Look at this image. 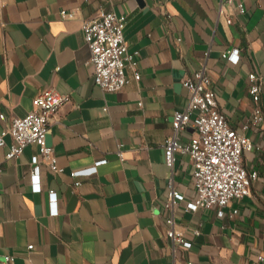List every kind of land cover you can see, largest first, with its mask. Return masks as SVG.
Instances as JSON below:
<instances>
[{
    "label": "crops",
    "instance_id": "0c3cea01",
    "mask_svg": "<svg viewBox=\"0 0 264 264\" xmlns=\"http://www.w3.org/2000/svg\"><path fill=\"white\" fill-rule=\"evenodd\" d=\"M241 1L244 14L226 0H0V130L45 90L68 97L46 137L63 171L42 164L40 192L30 163L38 147L8 161L9 136L0 148V257L13 256V264H264V123L241 130L253 105L250 73L261 85L264 116V0ZM101 12L126 16L128 52H139L140 78L126 65L128 82L115 92L93 83L81 30L82 20ZM232 48L236 64L222 58ZM201 69L219 111L253 145L243 166L258 173L250 195L230 202L223 217L186 209L195 196L191 159L175 153L168 166L164 156L173 114L188 101L182 80ZM194 135L188 124L180 143ZM100 160L75 186L69 173ZM170 190L183 201L166 209ZM49 191L57 196L55 216ZM170 214L189 248L166 239Z\"/></svg>",
    "mask_w": 264,
    "mask_h": 264
},
{
    "label": "built area",
    "instance_id": "2783aa9c",
    "mask_svg": "<svg viewBox=\"0 0 264 264\" xmlns=\"http://www.w3.org/2000/svg\"><path fill=\"white\" fill-rule=\"evenodd\" d=\"M226 1L235 3L237 12L244 14L245 8L241 0ZM60 15L71 19L74 12L62 10ZM125 23L126 16L116 15L114 12H101L96 18L81 22L83 40L90 51L88 64L93 68L92 81L104 91L115 92L127 84L128 79L124 72L126 65L131 67L135 80L140 78L137 69L139 52H128L123 35ZM226 23L230 24L231 20L227 19ZM222 58L236 64L239 60V50H226ZM248 80L253 105L250 117L241 128L242 131L257 128L264 123V116L258 104L261 85L255 73H250ZM182 85L188 92V101L183 109L173 114L172 134L163 143L165 162L171 166L175 153L188 154L193 168L195 196L193 200L186 202V209H215L217 216L223 217V209L230 202L249 196L252 183L258 179L257 171L247 170L242 163L243 153L251 150L253 145L242 132L232 128L225 115L219 111L215 89L205 70H198L184 78ZM66 102L67 96L51 89L45 90L33 99L30 112L24 117L12 118L0 130V148L6 146V136L11 140L4 156L7 161L19 156L28 145L35 144L38 147V153L33 155L30 161L35 192L41 190L39 174L42 164H46L52 173L63 171L57 164L53 148L47 144L46 137L52 116ZM5 119V114L0 113V121ZM188 124L194 126L195 135L187 144H181L179 133ZM119 156L121 157V153ZM103 163L104 160H100L93 166L72 170L69 175L75 180L74 185H79L77 178L94 174L97 166ZM2 171L0 162V176ZM178 201H183V196L170 190L165 208L171 209ZM48 205L49 214L55 216L58 209L54 191L48 193ZM236 212L233 211L234 214ZM166 224V239L173 245L181 244L184 248L191 246V243L185 241L182 234L174 229L171 214L166 217ZM32 248V245L27 246L28 250ZM13 260V256L4 255L0 257V264H13ZM259 260L263 258L259 257Z\"/></svg>",
    "mask_w": 264,
    "mask_h": 264
}]
</instances>
